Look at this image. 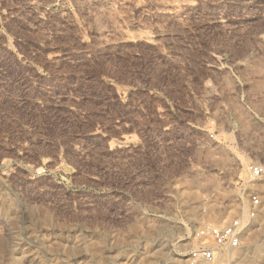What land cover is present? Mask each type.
I'll use <instances>...</instances> for the list:
<instances>
[{"label": "rangeland", "instance_id": "rangeland-1", "mask_svg": "<svg viewBox=\"0 0 264 264\" xmlns=\"http://www.w3.org/2000/svg\"><path fill=\"white\" fill-rule=\"evenodd\" d=\"M254 164L264 0H0V264H186Z\"/></svg>", "mask_w": 264, "mask_h": 264}, {"label": "built area", "instance_id": "built-area-1", "mask_svg": "<svg viewBox=\"0 0 264 264\" xmlns=\"http://www.w3.org/2000/svg\"><path fill=\"white\" fill-rule=\"evenodd\" d=\"M254 178L264 177L262 165H251ZM262 200L258 194L250 197L247 218L238 214L231 218L225 225H210L201 227L196 231V246L191 249L187 256L186 264H202L205 261L212 262L221 252L227 248L240 246L246 229L255 218L258 217Z\"/></svg>", "mask_w": 264, "mask_h": 264}, {"label": "bare ground", "instance_id": "bare-ground-1", "mask_svg": "<svg viewBox=\"0 0 264 264\" xmlns=\"http://www.w3.org/2000/svg\"><path fill=\"white\" fill-rule=\"evenodd\" d=\"M261 188L264 189V184H263V186ZM262 202H263L262 208L259 211L258 217L255 218L254 221L246 229L245 234H244V236L242 238L241 245L237 246V247H233V248H227L225 250V252H224V253H226V256L228 257V259L232 260L236 264H241L247 257H249V255L251 254L250 252H251L252 248L255 249V250H258L260 252L264 251V240H263L264 239V237H263L264 236V201H262ZM221 212H219V210H218L217 213H215L214 215L209 214V215H207L208 217L206 216V218H208V220L209 219L212 220V223L214 225H225L233 217L234 210L231 209V210L225 211L223 213H221ZM243 215H244V218L246 219L247 216L245 214H243ZM193 223H194V221H193ZM183 232H185V231H183ZM260 234H263V236H262L263 237L262 238L263 242H260V239H259V235ZM84 238H86V237H84ZM83 240H88V239L86 238V239H83ZM194 243H195V241H194ZM191 244L190 243L184 244V248H188ZM255 254H253V255H255ZM180 256H182V255H180ZM262 257H264V256H262ZM149 259H146L144 261L145 264L146 263L147 264H160V262L158 263L154 259L153 260L152 259L149 260ZM250 259H252V258H250ZM171 260H172L173 264H178L180 261H182L181 257H174V256L171 258ZM247 260H249V259L247 258ZM162 263H164L163 259H162ZM243 263H245V262H243ZM246 263L248 264V261ZM202 264H214V263L213 262H209V261H205ZM252 264H254V263H252Z\"/></svg>", "mask_w": 264, "mask_h": 264}]
</instances>
